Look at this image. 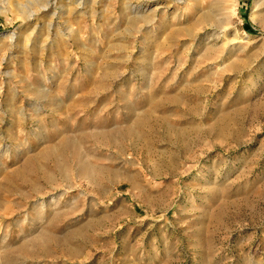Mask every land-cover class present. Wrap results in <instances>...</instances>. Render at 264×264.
<instances>
[{"label": "rangeland", "instance_id": "rangeland-1", "mask_svg": "<svg viewBox=\"0 0 264 264\" xmlns=\"http://www.w3.org/2000/svg\"><path fill=\"white\" fill-rule=\"evenodd\" d=\"M0 264H264V0H0Z\"/></svg>", "mask_w": 264, "mask_h": 264}, {"label": "bare ground", "instance_id": "bare-ground-1", "mask_svg": "<svg viewBox=\"0 0 264 264\" xmlns=\"http://www.w3.org/2000/svg\"><path fill=\"white\" fill-rule=\"evenodd\" d=\"M40 6V5H39ZM46 7V5L44 4H41V6H40V8H45Z\"/></svg>", "mask_w": 264, "mask_h": 264}]
</instances>
